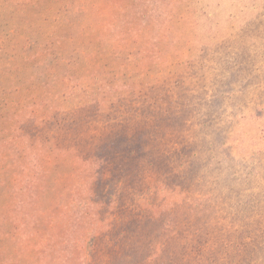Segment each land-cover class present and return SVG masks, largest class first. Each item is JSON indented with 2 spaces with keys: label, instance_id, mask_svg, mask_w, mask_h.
<instances>
[{
  "label": "trees",
  "instance_id": "trees-1",
  "mask_svg": "<svg viewBox=\"0 0 264 264\" xmlns=\"http://www.w3.org/2000/svg\"><path fill=\"white\" fill-rule=\"evenodd\" d=\"M208 3L112 0L111 10L108 3L104 9L92 6L103 12L109 6L112 14L100 19L96 38L121 45V50L104 54L103 45L96 43L93 51H84L61 34L43 43L41 64L29 67L37 76L40 69L48 74L38 92L28 93L36 87L34 80L15 89L21 96L17 99L10 98L12 90L1 91L0 264H150L161 259L160 230L168 231L174 214L157 212L141 220L157 228L154 235L146 233L140 222L116 218L117 210L126 209L120 201L127 200L128 189L139 185L140 175L156 169L166 171V180L179 177L181 186H167L181 197L172 200L177 208L190 206L189 201L198 206L217 203L224 191L220 186L226 182L216 172L230 178L239 174L238 180L243 177L250 182L247 169L251 167L250 175H254L253 160L233 154L241 143L232 146L223 138L209 141L198 128L201 116H205L204 126L220 116L229 123L236 121L224 111L219 91L214 94L217 104L213 108L202 106L208 104L204 103L208 97L200 86L221 80L191 71L189 41H183L187 36L177 29L184 25L191 30L187 14L194 5L201 16H209ZM78 56L85 60L80 63ZM190 87L198 93L184 92ZM197 106L205 112L196 115ZM146 110L148 116L142 120L138 115ZM174 135L179 139L173 140ZM189 137L188 144L179 143ZM197 140L201 144L195 150L192 146ZM171 149L179 158L158 156ZM172 163L188 172L182 177L171 168ZM64 167L65 172H60ZM121 183L127 189L116 201ZM163 187L153 186L157 191ZM158 219L164 224H158ZM215 234L227 244L222 235ZM102 238L104 247L98 251L97 241Z\"/></svg>",
  "mask_w": 264,
  "mask_h": 264
},
{
  "label": "rangeland",
  "instance_id": "rangeland-1",
  "mask_svg": "<svg viewBox=\"0 0 264 264\" xmlns=\"http://www.w3.org/2000/svg\"><path fill=\"white\" fill-rule=\"evenodd\" d=\"M111 2L112 0H0V93L2 90H12L10 98L17 99L21 96L14 93L15 89H22L23 85L26 86L25 82L31 83V80L37 82L36 91L32 89L28 93L33 95L38 92L41 81L49 79L48 74L45 69H40L38 76L43 79L37 80L38 73H32L29 67L41 64L40 57L44 56L43 43L55 41L61 34H66L67 40H74L78 48L82 46L84 51H93L97 44L103 45L100 51L104 54H109L110 49L121 50V45H112L106 38H96L101 32L100 19L112 17ZM107 3L109 11V6L105 12L91 9L92 6L104 9ZM208 4L209 16H201L198 6L194 5L187 14L191 30L184 25L177 26V29L187 36L183 41H189L191 71L198 72L202 77L205 75L209 79L212 77V80H221L219 83L206 81L200 86L208 97L204 100L208 104L202 106L213 108V103L217 104L214 94L219 91L224 111L235 117L236 121L229 123L220 116L204 126L205 116H201L198 128L201 135H207L209 141L223 138L232 146L240 142L241 145H237L233 154L245 161L250 162L252 159L255 164L252 167L254 175H250L251 167L247 169L250 182L243 177L238 180L241 177L239 174L230 178L216 172L226 182L220 186L224 190L220 196L227 198L220 201V197L216 199L217 203L208 201L199 206L198 203L189 201L190 206L180 205L182 208L173 205L172 200L181 197L169 188L173 184L181 186L179 177L173 176L166 180L163 177L166 171L155 169L151 172L153 174L140 175L137 180L139 185L131 187L127 192V186H122L121 183L116 189L115 200H120L119 193L126 192L125 197H129L126 201H120L126 209L117 210L116 218L119 220L140 222L141 225L144 224L146 233L154 235L158 233L157 228L148 226L141 220L147 221L150 215L154 216L157 212L174 214L168 231L164 233L162 228L160 230L163 236L159 238L157 248H161V259L150 264H264V0H209ZM178 13H183L181 8ZM114 33L122 35L120 30H115ZM127 40L134 44L133 37ZM78 59L81 63L84 58L78 56ZM135 59L134 56L133 60ZM190 89L184 92L194 95L198 93V90ZM164 90L167 92L166 88ZM197 105L201 103L198 101ZM151 110L156 111V108L151 107ZM204 112L205 109L197 106L196 115ZM256 112L259 117L255 116ZM21 113L22 111L19 112ZM142 116H148V111L138 115L141 119ZM105 120L108 121V118L101 123ZM93 129L95 128L92 127ZM227 129L230 130L228 133L225 131ZM172 139L178 140L179 137L174 135ZM191 140L189 137L179 143L184 145ZM197 142L198 146H192L195 150L201 144V141ZM172 149L169 152L163 151L158 156L165 159L177 157ZM178 164L172 163L171 168L179 170L183 177L188 170L178 168ZM65 170L64 167L60 172ZM155 184L164 187L157 191V188H153ZM211 187L216 188L214 184ZM163 190L165 191L162 193ZM217 190L219 192L220 189ZM204 194L208 196L207 191ZM127 213L134 214L125 216ZM157 223L164 224L160 219ZM234 226L238 231L235 232ZM214 232L222 235L229 243L223 245ZM102 240L103 238L97 241L98 251L104 247ZM205 241L208 243L205 244Z\"/></svg>",
  "mask_w": 264,
  "mask_h": 264
}]
</instances>
